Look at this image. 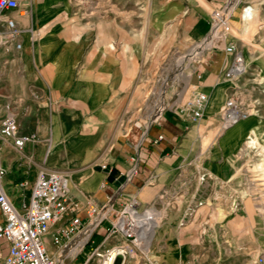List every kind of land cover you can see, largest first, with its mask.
Returning <instances> with one entry per match:
<instances>
[{
    "label": "crops",
    "instance_id": "1",
    "mask_svg": "<svg viewBox=\"0 0 264 264\" xmlns=\"http://www.w3.org/2000/svg\"><path fill=\"white\" fill-rule=\"evenodd\" d=\"M112 1L17 0L16 9L0 15V127L11 114L18 134L36 137L17 148L0 132L3 187L18 208L28 202L40 171L65 176L69 197L79 204L83 219L89 204L112 200L113 206L115 196L119 202L135 197L137 204L146 206L168 194L162 174L172 171L169 165L189 122L169 110L156 119L149 117L145 129L140 124L127 129L132 101L128 94L142 75L144 0ZM161 1L147 0L151 16L146 27L152 33H158L160 13L171 19L186 15L192 21L187 33L191 39L208 33L210 18L195 1L166 0V8L160 9ZM224 1L205 0L212 7ZM116 11L118 17L112 15ZM157 39L152 37L150 43ZM229 57L214 53L209 64L189 72V85L210 96L206 117L215 115L233 87L232 79H219ZM263 123L255 115L227 128L219 141L223 152L238 145L248 148V139L263 137ZM257 167L264 181V167ZM21 181H26L24 187ZM3 215L0 209V223ZM44 244L55 254L48 235ZM65 248V254L73 252ZM8 250L0 234V264ZM63 256L55 257L61 262Z\"/></svg>",
    "mask_w": 264,
    "mask_h": 264
},
{
    "label": "rangeland",
    "instance_id": "2",
    "mask_svg": "<svg viewBox=\"0 0 264 264\" xmlns=\"http://www.w3.org/2000/svg\"><path fill=\"white\" fill-rule=\"evenodd\" d=\"M193 1L210 18L208 33L196 40L187 35L192 21L183 14L171 19V15L160 13L158 33H152L146 27L151 16L148 2L143 1L142 32L146 43L142 75L134 91L128 94L132 99L127 110L128 130L134 124L148 127L146 123L154 110L158 114L154 112V119L161 111L171 110L189 122L188 133L176 146L169 165L173 166L172 171L162 174L169 184L168 194L162 193L157 202L146 206L137 204L135 197L125 202L113 197L109 210L106 207L112 200L97 206V212L88 221L83 219L84 229L97 215L105 213L89 239L68 255L65 246L82 229L61 246L51 243L55 250V254L48 251L51 257L56 259L58 253H63L61 262L82 261L97 246L99 251L115 246L125 253L124 260L120 257L116 264H262L259 258L264 256V181L257 165H264V134L261 138L248 139V149L238 145L227 153L219 141L227 129L221 108L228 99H234L243 111L248 109L246 120L257 115L264 121V0H239L231 12L229 0L215 7L205 0ZM115 3L112 1V5ZM165 3L166 0L159 3L160 9L166 8ZM114 14L117 16V11ZM215 25L219 28L218 38L224 41L194 56V49ZM155 36L158 43L151 44ZM229 44L243 55L245 66L233 78L225 77L234 60V52L225 51ZM214 53L231 57L219 79H232L233 87L215 115L206 117L209 94L190 86L189 81L186 83L182 72L204 67ZM201 93L206 96L204 108L200 117L193 118L194 107L189 105ZM71 201L79 206L72 198ZM128 207H134L142 215L147 213L145 217H153L154 221H148L150 240L143 248L138 245L136 233L126 237L119 230L112 232L120 213L129 215ZM135 217L143 227L145 222ZM140 230L143 228L137 229L138 233Z\"/></svg>",
    "mask_w": 264,
    "mask_h": 264
},
{
    "label": "built area",
    "instance_id": "3",
    "mask_svg": "<svg viewBox=\"0 0 264 264\" xmlns=\"http://www.w3.org/2000/svg\"><path fill=\"white\" fill-rule=\"evenodd\" d=\"M17 7V0H0V15L4 11ZM7 25L11 34H14L16 32L14 21L10 18L7 19ZM18 46L19 44H17ZM225 51L234 52V60L226 69L225 77L233 78L240 75L244 67L242 55L233 44L226 45ZM205 101L206 96L201 93L189 105V107H194L192 108L193 118L201 116ZM235 103L234 99H228L221 108L225 127L235 124L247 114ZM3 120L0 132L4 137L11 138L15 147L22 148L27 142L36 138L33 133L18 134V125L13 115L10 114ZM4 176L5 167L2 165L0 148V209L4 214L3 222L0 223V234L9 243V250L3 264H116L118 262L120 257L116 256V250L113 246L105 247L103 251H99V246H97L86 254L82 261L70 262H58L46 250L45 236H49L53 245L61 246L84 227V220L78 214L80 208L69 197V185L64 175L55 171L48 173L40 171L34 180V185H32L28 202H23L20 208L14 204L13 199L5 191L3 187ZM25 184L26 181H21L19 186L24 187ZM97 209L96 205L89 204L86 209L85 220L88 221L89 217L97 212ZM116 230L122 232L115 225L112 232ZM122 233L126 237H130L132 234ZM121 255L123 259L124 255ZM259 260L264 264V256H260Z\"/></svg>",
    "mask_w": 264,
    "mask_h": 264
},
{
    "label": "bare ground",
    "instance_id": "4",
    "mask_svg": "<svg viewBox=\"0 0 264 264\" xmlns=\"http://www.w3.org/2000/svg\"><path fill=\"white\" fill-rule=\"evenodd\" d=\"M238 1L239 0H229L228 1L229 12H231L234 9V7L238 3ZM218 34H219V28H217V25H215L212 28V31L200 43V46L198 48L194 49L195 51L192 54L194 56H199L200 51H203L204 49H207L208 47H211V46L217 45L220 42H223L224 40L218 38ZM242 60H243V55H242ZM243 66H244V60H243ZM179 67H180V64H179ZM179 67H177V68H179ZM244 67H243V71L245 69ZM182 75L184 77L185 82L187 83L188 82L187 80L189 79V73L182 72ZM162 104L163 103H159L160 106ZM154 112H155V110H154ZM154 112L150 116L151 119L155 118V114L158 115L157 110H156L155 114H154ZM246 113L247 114L245 115V117L241 118L239 121L244 120L248 117V115H249L248 109H247ZM239 121H237V122H239ZM149 122H150V120H149ZM227 128H229V127H227ZM249 144L250 143H248V145ZM263 167H264V165H263ZM111 205H112V201H110L107 204L106 211H107V209L109 210V208H111ZM127 211L129 212V215H125L123 213H120L122 217L121 216L118 217V219L115 221V225L120 230H122V232H124V233H136L138 235V237H137L138 245L141 246V248H143L144 244L150 240V237L148 235L149 231H150V225L148 224L149 220H147L150 217H145L142 214L137 213L134 210V207L133 208L128 207ZM103 215H105V213H101L100 215H97V217H95L84 229H82L79 233L77 232L78 234H76L73 237V239L68 243L67 246L72 247L73 251H76L88 239L89 235L91 234L92 229L94 228V226L97 224V222L99 221V219H101V216H103ZM133 216L134 217L136 216L135 218H138V221L143 220L145 222V225L142 227L141 224H139L137 221H135L133 219ZM123 217H125L126 219H124ZM140 228H143V230H140L138 233L137 229L139 230ZM113 247L116 250L115 251L116 256H119L122 258L121 254H123L124 255L123 260H124V258H125L124 250L116 249L115 246H113ZM123 260H122V262H123Z\"/></svg>",
    "mask_w": 264,
    "mask_h": 264
}]
</instances>
